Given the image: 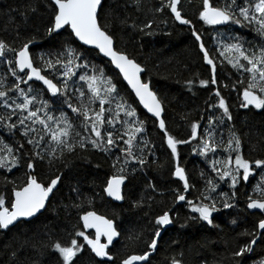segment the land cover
I'll list each match as a JSON object with an SVG mask.
<instances>
[{
  "label": "snow or ice",
  "instance_id": "1",
  "mask_svg": "<svg viewBox=\"0 0 264 264\" xmlns=\"http://www.w3.org/2000/svg\"><path fill=\"white\" fill-rule=\"evenodd\" d=\"M42 3L47 12V18L41 20L43 35L51 39L59 36L61 31H67L68 40L61 44L58 51L40 54L37 66L31 47L36 45L39 27L23 43H20L19 32L11 40L0 38V64L6 69L0 74V109L4 110L0 114V130L8 134L0 139V175H3L5 185H11L10 191L7 187L0 191V232L28 222L29 218H35L47 209V201L54 195L62 176L53 175L46 183L42 182L36 172L37 164H46L49 169L57 166L68 168L71 157L88 161L87 153H103L110 161L111 174H106L103 179L102 192L111 201L119 202L125 199L122 186L142 171L149 162V155L155 153L154 142L146 134V120L140 118L137 107L120 93L117 84L103 68L91 64L83 52L72 46V38L82 45L92 46L108 58L127 82L139 105L154 118V126L163 134V143L170 150L173 162L170 174L182 184V190L179 187L172 189L175 193L173 203L186 202L192 214L180 226H186L189 221L216 226L214 214L236 207L239 199L237 186L242 182L246 185L256 170H264V158L249 160L242 155V139L232 126L233 116L220 90H236L241 109L264 111V0H217L215 5L211 0H201L198 20L204 25L221 26L227 32L226 37L223 33L213 36L215 53L209 51L202 34L182 14L181 0H161L160 5L153 9L157 13L167 11L176 22L191 28L195 45L211 74L210 78L197 75L195 79L184 81L189 91L197 83L200 88L211 87L209 95L215 97L214 103L206 104L208 117L203 133L198 132L200 121L193 120L187 140L176 138L168 131L162 116L163 102L149 82L142 79L144 67L126 51L116 47L112 28L133 29L144 36L154 34L151 20L142 25L135 21L129 23V6L134 5L139 11L142 0H109L107 8L105 0H42ZM37 10L38 4H28V13H36ZM121 11L125 15L121 16ZM102 12L105 20L111 18V23L101 22ZM232 25L254 33L260 38L258 43L247 46L249 41L239 34L232 35ZM217 53L220 65L223 67L226 64L239 79L231 84L218 80ZM48 72L55 75V82ZM35 82L43 88L36 87ZM237 85L241 87L237 88ZM55 104L59 107L54 108ZM213 112L217 114L212 115ZM181 119L188 120V116L182 115ZM74 121H79V130ZM225 123L228 128L226 141L222 128ZM218 135L221 137L219 140ZM197 139L199 144L192 151L206 161L211 173L201 170L200 179L204 183L199 189L190 184L186 168L179 163L178 152V145ZM258 147L264 151V136ZM218 149L222 150V156L216 155ZM209 153L212 159L208 158ZM151 162L156 163L155 160ZM17 169L24 171L10 179L9 176ZM222 184H227L230 191H220ZM146 188L153 192L156 190L152 181L147 182ZM72 191L79 199V189L73 188ZM189 191L198 194L188 199L186 193ZM152 200L153 197L145 193L131 206L143 210L145 203L151 207L149 202ZM82 203L74 202L71 207L81 210ZM88 203L92 201L88 200ZM246 209L264 213V174L246 193ZM144 215L147 217L149 214L145 212ZM79 220L84 230H94V237L77 229L69 243H61L53 238L51 231H46L44 236L47 240L35 241L30 246L38 254L44 251L57 253V264H75L74 258L83 253L85 246L94 257L101 258L98 264H105V260L113 261L109 248L120 236L115 218H106L89 210L83 211ZM173 223L171 211L164 210L150 220L152 227L149 233L143 230L130 233L128 240L143 243L146 250L126 255L119 264H150L162 231ZM239 235L248 239L238 246V250L230 253L234 264H244V257L255 251L258 242L264 241V219H259L251 231L245 230ZM81 237L82 242L78 239ZM27 244L25 240L21 247ZM11 255L16 256L15 249L11 250ZM32 264H38V261L34 260ZM170 264H182V261L172 258ZM254 264H264V258L254 261Z\"/></svg>",
  "mask_w": 264,
  "mask_h": 264
},
{
  "label": "trees",
  "instance_id": "2",
  "mask_svg": "<svg viewBox=\"0 0 264 264\" xmlns=\"http://www.w3.org/2000/svg\"><path fill=\"white\" fill-rule=\"evenodd\" d=\"M38 4L36 13H28V4ZM161 0H142V7L139 11L135 10L134 5H130L128 12L131 13L129 23L135 21L138 25L151 20L153 21V35L144 36L139 31L133 29L112 28L115 35L116 47L126 51L131 57H134L145 69L142 79L149 82L150 87L157 93L164 105L163 118L166 121L168 131L179 139L187 140L191 134V121H200L201 127L198 129L200 134L206 126L208 110L206 104L215 102V97L210 96L211 87L200 88L198 83L194 85L193 90L189 91L184 81L200 78H210L208 66L203 63L199 49L195 45L194 38L191 35L189 26L181 25L171 18L170 13L164 11L157 13L153 9L160 5ZM215 5L217 0H211ZM109 0H105L107 8ZM182 14L192 21V25L199 31L209 51L215 53V44L213 36L227 32L221 26L204 25L198 20V11L201 7V0H181ZM26 13V15H21ZM123 16L125 13L120 12ZM102 23H111V18L105 20L103 12L101 13ZM47 18L42 0H0V38L11 40L20 33V43H23L26 37L35 34L39 27L40 35L36 38V45L31 47L33 59L39 66L37 57L42 53L49 51H58L61 44L68 40L67 31H61L59 36L49 39L43 35L44 29L41 24L42 19ZM162 21H166L163 23ZM232 35L239 34L243 39L249 41L247 45L251 47L259 41V37L246 28H237L231 26ZM147 31V29H146ZM164 33H168L165 35ZM72 46L78 48L85 54L91 64L98 68H103L105 74L113 79L117 84L122 95L127 97L130 102L137 107L141 119L146 120V134L155 145L154 155H149V162L142 171L134 175L133 178L126 181L123 186L125 199L120 202L111 201L103 195L102 181L106 174H111L110 161L106 159L103 153L91 151L87 153L88 161L71 157L68 168L57 166L49 169L46 164H37L36 172L42 182H47L53 175H61L62 179L55 189L54 195L50 196L47 202V209L43 210L35 218L28 222H21L10 227L6 232H0V264H32L38 261V264H57L58 254L53 251H44L43 254L36 253L30 246L35 241L47 240L44 236L46 231H51L54 239H59L61 243H69L74 236L75 230H84L83 223L79 216L83 211L94 210L97 214L104 215L106 218H115V224L120 232V236L110 246L109 251L114 256L113 261H106L105 264H119V261L126 255L139 253L145 249L143 243L130 242L128 236L134 231L143 230L149 233L152 225L150 220L155 215L164 210H170L175 223L162 231L159 240V246L151 255L150 264H170L172 258L180 259L182 264H234L230 253L238 250V246L245 243L248 239L239 235L245 230L251 231L259 219H264V213L257 211H248L246 209V193L250 192L254 185L259 182L260 176L264 170H256L245 185L243 182L237 186L239 199L236 201V207L232 209H222L214 214V224L210 227L206 224H199L189 221L186 226L185 218L192 215L186 202L173 203L175 193L173 188L180 184L170 174L173 167L170 150L163 143V134L154 126V119L148 116L140 107L133 94L122 81L118 72L111 64L99 56L98 52L86 48L79 44L75 38H72ZM217 57V78L225 83L231 84L232 81L240 77L226 64L222 67ZM6 71L4 65L0 64V74ZM55 82V75L48 72ZM11 79V78H10ZM35 86L43 88L39 82ZM23 87V85H22ZM219 87V85H217ZM237 85V88H240ZM225 96L233 116L232 126L242 139L241 153L249 159L264 158V151H260L258 144L261 137L264 136V111L241 109L239 103V94L231 88L220 89ZM45 98H48L46 89H44ZM59 107L58 104L53 105ZM0 109V114L3 113ZM71 115L70 110H68ZM187 115L188 120L181 119L182 115ZM213 112L212 115H216ZM203 117V119H202ZM79 130V121H74ZM223 139L227 140V123L222 126ZM8 134L0 130V139H4ZM221 137L218 135L217 139ZM199 144V140H192L188 144L178 145L179 163L187 170L190 184H194L196 189L203 186V180L200 179L201 170L210 173L206 161L193 153V147ZM256 150H253V147ZM216 155L222 156V150H217ZM212 159V154H208ZM155 160L156 163L151 161ZM99 164L97 168L95 165ZM254 167V166H253ZM2 171V170H0ZM24 169L14 170L9 178L20 176ZM148 181H152L155 186V192L146 188ZM7 187L10 191L11 185H5L3 175H0V191ZM73 188L79 189V199ZM220 191H230L227 184L220 186ZM153 197V200L145 203L143 210L132 208V202L140 199L144 194ZM198 193L189 191L186 193L188 199H193ZM87 198V199H85ZM88 200L92 203L89 204ZM82 203L81 210L72 208L75 203ZM67 206V207H66ZM149 215L145 217L144 213ZM235 220L233 224L231 221ZM86 234L94 233L91 230H84ZM82 242L83 238H78ZM28 244L21 247L24 241ZM175 241V243H173ZM9 246L7 249L5 246ZM16 250V256L11 255V250ZM264 258V241L255 245V251L244 257V264H254V261ZM75 264H98L101 258L94 257L85 246L82 254H78Z\"/></svg>",
  "mask_w": 264,
  "mask_h": 264
},
{
  "label": "water",
  "instance_id": "3",
  "mask_svg": "<svg viewBox=\"0 0 264 264\" xmlns=\"http://www.w3.org/2000/svg\"><path fill=\"white\" fill-rule=\"evenodd\" d=\"M79 44H81V42H79V41H77ZM82 45V44H81ZM82 46H84V47H86V48H90V49H93V50H95V51H97L98 52V50H96V49H94L92 46H86V45H82ZM98 54H99V56H101L102 58H104L105 60H107L109 63H110V61L108 60V58H106V57H103V55L102 54H100L99 52H98ZM111 64V63H110ZM111 66L115 69V67L111 64ZM117 72H118V69H115ZM118 74H119V72H118ZM143 74V73H142ZM121 77V76H120ZM121 79H122V81L125 83V85L128 87V85H127V82L126 81H124L123 80V78L121 77ZM128 89H129V91L131 92V89L128 87ZM132 93V92H131ZM133 94V96L135 97V95H134V93H132ZM136 99V98H135ZM137 102H138V100H136ZM138 104H139V102H138ZM140 107L142 108V110L148 115V116H150L151 117V114H149V113H147V110L146 109H143V107L140 105ZM162 116H163V113H162ZM153 118V117H152ZM154 119V118H153ZM123 187V186H122ZM108 198V197H107ZM109 199H111V198H109ZM48 202V201H47ZM114 202H117V201H114ZM120 202H122V201H119V202H117V203H120ZM43 211V210H42ZM248 211H250V212H252V211H257V210H248ZM98 215H100V214H98ZM30 219H32V218H29V220ZM89 230H91L93 233H94V230H92V229H89ZM117 238H115L114 239V241L116 240ZM104 242V240H103V238H101V242Z\"/></svg>",
  "mask_w": 264,
  "mask_h": 264
},
{
  "label": "flooded vegetation",
  "instance_id": "4",
  "mask_svg": "<svg viewBox=\"0 0 264 264\" xmlns=\"http://www.w3.org/2000/svg\"><path fill=\"white\" fill-rule=\"evenodd\" d=\"M103 242V241H102Z\"/></svg>",
  "mask_w": 264,
  "mask_h": 264
}]
</instances>
